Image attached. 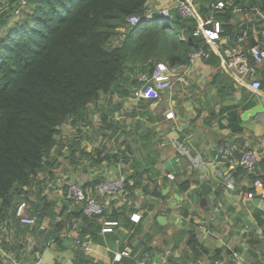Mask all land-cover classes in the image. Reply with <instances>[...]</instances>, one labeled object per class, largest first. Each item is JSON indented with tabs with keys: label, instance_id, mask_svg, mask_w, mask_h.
<instances>
[{
	"label": "crops",
	"instance_id": "crops-1",
	"mask_svg": "<svg viewBox=\"0 0 264 264\" xmlns=\"http://www.w3.org/2000/svg\"><path fill=\"white\" fill-rule=\"evenodd\" d=\"M178 1L148 0L147 20L161 9H169L170 17H176ZM208 1L211 7L223 2L229 7L237 4L231 23L243 27L241 38L246 37L242 46L251 42L264 49V0H192L197 10L203 3L208 7ZM208 14L212 17L213 8ZM222 45L233 47L226 40ZM213 55L214 60L171 68L175 72L171 87L158 100L137 99L134 86L127 87L129 98L114 97L115 105L121 103L117 111L121 117L111 119L113 128L108 130L100 119L96 128L81 125L82 140L74 159L68 158L67 147L57 157L65 166L64 172L58 168L53 176L39 175L44 195L56 202L57 213L67 209L66 218L75 209L64 196L66 179L91 188L107 178L125 177L133 170V159L139 161V171L152 169L144 174L140 187L111 202L108 211L115 214L105 216L102 228L111 231L99 234L89 254L81 248L82 256L92 263L234 264L233 257L237 256L244 264H264V213L257 208V200L249 202L243 197L242 189L250 182L246 176L235 175V163L212 162L215 148L224 142L254 150L264 158V65L256 71L261 88L253 92L237 85L223 71L215 51ZM254 108L257 111L253 115L244 116ZM130 113L134 117L129 118ZM66 127L71 139L74 128ZM91 132L97 143L96 138L91 140ZM63 136L59 138L66 142ZM175 141L189 148L190 155H180L173 146ZM123 152L127 163L92 164L93 154L103 158ZM260 159L256 171L264 179ZM153 191L160 196L152 195ZM107 223L113 225L105 226ZM42 225L47 229L48 221ZM79 225L76 222L72 231L60 233L59 242H43L27 235L24 250L18 252V264H76L74 240ZM255 239L261 243L257 249L251 243ZM117 255H121L119 261L115 260Z\"/></svg>",
	"mask_w": 264,
	"mask_h": 264
},
{
	"label": "trees",
	"instance_id": "trees-1",
	"mask_svg": "<svg viewBox=\"0 0 264 264\" xmlns=\"http://www.w3.org/2000/svg\"><path fill=\"white\" fill-rule=\"evenodd\" d=\"M18 1L0 0V8H5L0 14V264L4 255L20 262L18 252L24 250L27 235L59 242L60 233L72 231L76 222L80 223L74 240L76 264H94L82 256V244L87 239L96 242L105 216L115 213L105 209L101 215L89 217L81 206L74 205L64 218L67 209L57 213L56 202L43 193L39 175L53 176L58 168L64 172L57 157L67 147L68 158L74 159L82 140L79 127L91 126L94 112L108 130L113 128L111 119L121 103L109 107L114 97L125 100L131 96L127 87H136L134 77L139 73L150 74L158 64L169 68L186 65L187 55L200 47L209 51V61L216 58L202 39L194 37L193 20L178 16L163 20L156 15L147 20L148 0H26L23 7ZM207 3L198 12L208 17L213 8L212 17L221 25V40L236 47L244 36L241 24L231 23L237 4L229 7L223 2V8L215 10ZM130 17L140 22L131 26L127 23ZM120 30L123 39L117 42ZM238 44L243 49L257 45ZM130 76H134L132 80ZM127 115L134 117L133 113ZM65 125L74 128L68 142L59 138ZM99 156H91L93 165L129 161L125 152ZM260 160L264 165V158ZM132 162L133 170L125 175L132 185L127 184L123 194L140 187L148 172L138 170L139 161ZM237 174L250 183L257 178L264 181L257 171L250 174L237 167ZM65 182L64 192L68 179ZM187 188L188 184L181 190ZM152 195L160 193L153 191ZM22 202L27 204L25 214L34 219V227L22 225L16 216ZM45 220L48 227L40 230ZM251 243L256 249L261 244L257 239ZM252 257L257 255L252 253Z\"/></svg>",
	"mask_w": 264,
	"mask_h": 264
},
{
	"label": "built area",
	"instance_id": "built-area-1",
	"mask_svg": "<svg viewBox=\"0 0 264 264\" xmlns=\"http://www.w3.org/2000/svg\"><path fill=\"white\" fill-rule=\"evenodd\" d=\"M23 7L26 0L18 1ZM224 6L223 3H217L214 6L215 10H220ZM6 7V6H5ZM19 8L14 11L15 17L19 15ZM5 11V8H0V14ZM176 15L182 19L193 20L196 24L194 37L203 40L210 51H215L219 56L223 71L230 76L234 82L243 87H247L253 92H257L261 88L259 80L256 79V71L259 66L264 65V49L259 45L243 49L236 47H223V40L220 38L221 25L214 21L213 17H203L198 12L192 0H180L175 7ZM160 19H170V10L161 9L155 14ZM147 19V17H146ZM140 20L137 17H130L127 23L131 26L138 24ZM122 30H120L121 32ZM246 37V36H245ZM245 37L239 42H243ZM123 36L120 34L117 37V42H120ZM210 57L209 51H205L202 47L198 48L187 55L188 63L194 64L198 61H206ZM175 76L174 70L165 64H158L154 67L150 74L139 73L136 76V87L134 96L137 99L158 100L163 93L171 87V79ZM170 116V115H169ZM168 116V117H169ZM174 148L180 155H190V149L185 147L182 142H173ZM261 154L250 149H239L235 143L224 142L217 146L214 150L212 162L214 164L235 163L237 167L242 168L250 174H254ZM132 185L124 176L107 178L96 183L92 189H86L77 181H69L64 192L65 198L74 205L81 206L83 213L86 216L93 217L101 215L104 210L108 209L113 200H116L125 191L126 185ZM232 188V184L227 185ZM247 191L243 193L245 201H264V181L255 179L250 184L246 185ZM27 204L22 202L17 206L16 216L20 223L25 226L34 227V219L26 216ZM113 224H106L110 226ZM40 230L45 229L43 225ZM110 228H104L103 233L110 232ZM92 241L87 239L82 244V249L86 254L90 253ZM121 255L115 256V260L119 261ZM3 264H16L9 256L4 255ZM234 258V264H244L237 256ZM193 264V263H188Z\"/></svg>",
	"mask_w": 264,
	"mask_h": 264
},
{
	"label": "rangeland",
	"instance_id": "rangeland-1",
	"mask_svg": "<svg viewBox=\"0 0 264 264\" xmlns=\"http://www.w3.org/2000/svg\"><path fill=\"white\" fill-rule=\"evenodd\" d=\"M114 103H112L111 104V106L109 107V109L112 107H114ZM128 106V105H127ZM129 107L130 106H128V108L127 109H129ZM93 108H91V110H92ZM93 111H95L94 109H93ZM121 117V113H118L117 114V112H114V115L112 116V119H119ZM91 119H92V123L90 124L91 126L90 127H98V120L100 119V115H99V113L98 112H94V115H92V117H91ZM67 125H65V126H63L62 128H61V134H62V136L64 137V140L66 141V142H68L69 141V136H70V134L71 133H69L70 132V130L66 127ZM94 129V128H93ZM92 129V130H93ZM94 138H96L95 136H94V132H91V140H93ZM96 143H97V138H96ZM66 150V148L64 149V151Z\"/></svg>",
	"mask_w": 264,
	"mask_h": 264
},
{
	"label": "water",
	"instance_id": "water-1",
	"mask_svg": "<svg viewBox=\"0 0 264 264\" xmlns=\"http://www.w3.org/2000/svg\"><path fill=\"white\" fill-rule=\"evenodd\" d=\"M256 111H257V109H255V108H254V109H251V110L247 111V112L244 114V116H246V115H253ZM256 205H257V208H258L261 212L264 213V201H257Z\"/></svg>",
	"mask_w": 264,
	"mask_h": 264
}]
</instances>
